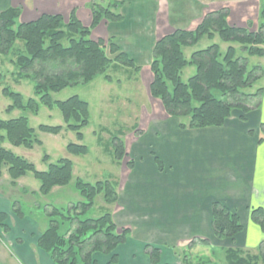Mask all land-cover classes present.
Wrapping results in <instances>:
<instances>
[{"label":"trees","instance_id":"obj_1","mask_svg":"<svg viewBox=\"0 0 264 264\" xmlns=\"http://www.w3.org/2000/svg\"><path fill=\"white\" fill-rule=\"evenodd\" d=\"M120 0H110L106 5L92 2L90 25L85 26L72 10L67 20L61 14L43 13L35 20L21 22L20 8H7L0 13V55L9 57L15 68V83L30 80L33 83L34 97L25 99L9 86H1V93L11 99L6 107L10 113L14 109L36 115L40 106L50 110L58 108L64 122L62 125L40 124L41 132L57 135L63 129L75 133L77 143L66 145L68 154L80 156L88 152L83 140L82 130L89 124V105L78 95L66 100H54L53 93L65 88L87 85L98 75L112 81L108 70L118 68L137 73L140 66L114 43L112 38H92V30L101 22L122 20L119 9ZM229 9L207 11L200 22L192 29H175L156 39L151 53L149 69L151 81L148 84L149 95L158 99L165 115L175 118H188L180 122L179 128L220 127L239 110L245 115L260 106L263 87L248 92L262 76V67H248L246 56L264 55V4L259 9L258 24L255 30L230 25ZM218 36L220 41L230 43L224 52L220 45L211 43L207 47L193 51L189 58L184 55L185 47L194 46L206 37L212 40ZM233 44L238 45V48ZM187 66H193L195 73L186 81L181 72ZM4 75L0 73V80ZM264 128V124L261 125ZM14 147L32 149L41 145L35 129L29 125L27 116L0 118V176L6 168L11 183L32 173L39 182L38 193L47 196L55 186H66L72 182L79 199L66 206L42 205L46 226L37 238V246L48 254L53 264H97L96 255L108 257L105 264H118L116 249L126 242L131 230L118 227L111 210L94 216L96 198L101 195L105 205L117 201V184L113 179L97 180L93 183L80 177L73 178V162L61 157L48 162V155L42 160L47 162L43 171L33 163L13 153L3 143ZM109 153L116 164H120L127 151L118 136H112ZM158 167L162 162L155 157ZM132 160L126 165L132 167ZM40 209V208H39ZM100 209V207H99ZM11 211L23 217L19 202L11 203ZM211 229L216 239H228L231 244L235 236L242 231L238 214L218 201L212 203ZM6 214L0 212V226L4 231L8 227L3 223ZM251 219L264 230V216L261 208L251 211ZM208 245L206 239L191 240L186 248L196 243ZM143 251L150 264H158L161 249L144 244ZM182 251V253H181ZM185 249H175L182 264H212L213 262H192ZM225 264H264V242L256 249H240L231 245L224 249ZM168 264V263H166Z\"/></svg>","mask_w":264,"mask_h":264},{"label":"crops","instance_id":"obj_2","mask_svg":"<svg viewBox=\"0 0 264 264\" xmlns=\"http://www.w3.org/2000/svg\"><path fill=\"white\" fill-rule=\"evenodd\" d=\"M120 1L123 2L119 9L122 20L101 22L97 26L98 34L112 38L136 65L148 68V85L152 77L149 69L152 48L160 36L175 29H192L207 11L224 7L229 9V24L243 27L247 21L257 20L264 0ZM80 7L77 0H0V13L7 8H20L21 22L35 20L43 13L68 18L72 10L80 19L79 16H87V11L79 13ZM252 57L258 58L256 65L262 67L258 80H264V55ZM241 115L239 110H234L220 127L182 129L177 118L163 112L153 122L156 127L146 130L149 144L140 145L142 134L132 138L131 147L126 150L132 167L121 163L120 173L109 176L117 184V201L110 205L113 220L119 228L131 230L126 242L116 249L118 264H150L143 251L146 243L161 249L158 264H166L175 257V249H183L191 240L208 241V245L197 242L191 248L220 246L221 250L231 245L244 250L256 249L264 242V230L251 219V211L256 208H261L264 216V128L261 126L264 124V92L259 108L247 113L244 120L240 119ZM3 145L11 148L5 142ZM155 157L161 160V169ZM26 176L16 179L14 184L6 168L0 176V212L6 214L3 223L11 236L6 253L19 264H53L48 254L37 246V238L46 226L43 211L33 212L35 207L41 208L33 198H42L38 193L39 184L20 183ZM62 188L64 186H55L49 194L60 192L69 196L71 193L79 199L77 191L72 193L65 189L64 193L60 191ZM13 201L19 202L23 217L11 211ZM214 201L239 216L242 231L232 244L228 239L213 236ZM0 250L4 249L0 247ZM96 259L97 264H105L108 257L98 254Z\"/></svg>","mask_w":264,"mask_h":264},{"label":"rangeland","instance_id":"obj_3","mask_svg":"<svg viewBox=\"0 0 264 264\" xmlns=\"http://www.w3.org/2000/svg\"><path fill=\"white\" fill-rule=\"evenodd\" d=\"M108 1L88 0L86 4V0H77V2L81 4L79 13L83 14L87 11V16H79L80 20L85 22L83 24L85 26L90 25L91 13L89 5L92 2L106 5ZM23 4L28 7L27 2ZM232 11L234 12L233 9ZM64 19L66 20L67 18L65 17ZM231 22L234 21L231 20ZM254 22H251V20L247 21L243 27L247 30H255L258 24V18ZM91 35L94 39L100 37L97 27L92 30ZM211 43H218L220 45L221 52H224L227 46L230 45V43L220 41L218 36H216L212 41L204 37L196 45L185 47L183 49L184 55L186 58H189L193 51L203 49ZM233 45L238 48V45ZM246 57L248 60V67H252L257 64L258 58L249 56ZM3 58H5V56L0 55V59ZM9 59V57H7V59H3L0 65V73L4 75V79L2 78L0 80V118L10 119L19 116H27L29 125L35 129V133L37 138L41 141V145H34L32 149H26L22 146H10L8 142H5V144H9V147H11L10 150L13 153L22 156L29 162L33 163L37 170L43 171L47 167V162L42 160L44 154L48 155V162H55L61 157H67L73 162V178L80 177L84 181L93 183L97 180L109 179V176L112 174L120 173L121 166L119 165L121 163L126 164L129 160H131L127 151L120 164L113 162L112 155L109 153L110 148H106L111 147L109 145L111 144L110 141L112 136H118L125 145L126 150L131 147L132 138L140 136L141 134L143 136L141 138L140 145L145 146L146 144H149L148 142L150 141L146 130L156 127L154 123L162 115L163 108L158 99H154L149 95L146 78L149 77L150 74L146 66H142L137 74H132L129 70L126 71L122 68H118L115 71L108 70L107 73L112 77V81H106L102 75H98L87 85L68 87L60 92L52 94V98L54 100L60 101L66 100L72 95H78L89 105V124L83 128L82 133L84 136L83 140L80 142L88 147L89 152L86 155L75 156L68 154L66 151V145L68 143L78 142L74 132L63 129L59 134L53 135L41 132L37 129L40 124L64 126L63 118L58 108L55 107L50 110L49 108L41 105L39 112L36 115L17 109H14L10 113L6 111V107L11 104V99L1 93V86H9L11 90L19 92L25 99L34 97L33 83L30 80H20L18 83L14 82L15 68L9 62ZM194 73V67H185L181 72V79L186 81ZM261 86H264V80H258L255 82L248 92H254ZM177 119L179 122L188 121V118L186 117ZM150 145L152 148L154 146L153 142H151ZM26 175V177L19 181L20 183L30 186L39 184L32 173L28 172ZM72 182L73 181L64 186V188H62L63 190L60 191H64L65 193V189H67L74 193L73 191L76 190H74ZM33 198L37 204H41L40 209L35 207L33 210V212L37 214L42 211L41 209L44 202L66 206L69 202L77 200L74 195H71V193L69 196H65V194H61L60 192H56L55 194L52 192V194L42 196V198ZM20 202L23 206L25 205L23 201ZM110 207L112 206L105 205L101 195H99L96 198V207L93 210V214L94 216H98L103 211H106V209L111 210ZM10 237V234H7L6 231L0 229V247L5 250H0V264H19V262H17L13 257L11 258V256L6 253V251L10 249ZM185 246L186 245H183V249H185L184 252L188 253L192 262L201 260L213 262L212 264H225L224 250H221L220 246L189 249ZM177 250L180 251V249ZM168 255L170 256V254ZM174 258L171 259V261L168 260L167 263L182 264L180 255H177ZM147 259L149 258L147 257Z\"/></svg>","mask_w":264,"mask_h":264}]
</instances>
